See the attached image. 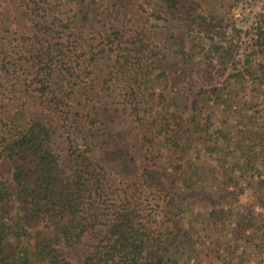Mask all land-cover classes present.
I'll return each mask as SVG.
<instances>
[{"label": "rangeland", "instance_id": "1", "mask_svg": "<svg viewBox=\"0 0 264 264\" xmlns=\"http://www.w3.org/2000/svg\"><path fill=\"white\" fill-rule=\"evenodd\" d=\"M37 119L88 178L72 264L122 218L136 264H264V0H0V144ZM3 218L1 261L47 264L57 227Z\"/></svg>", "mask_w": 264, "mask_h": 264}, {"label": "trees", "instance_id": "2", "mask_svg": "<svg viewBox=\"0 0 264 264\" xmlns=\"http://www.w3.org/2000/svg\"><path fill=\"white\" fill-rule=\"evenodd\" d=\"M49 138L46 124L37 119L12 140L0 144V162L4 160L14 166L12 181H0V219L18 202L35 224L52 222L57 227L56 242L45 249L47 264H72L64 250L56 245L73 247L86 232V224L79 217L82 198L90 194L88 178L84 177L85 170L79 168L72 181L61 174L57 159L47 148ZM122 219L111 231L107 250L96 251V261L89 258L85 264L137 263L132 254L144 245L143 234ZM1 257L0 264H4ZM150 258L146 257L147 264H161L164 255L152 253ZM17 264H28V259L24 257Z\"/></svg>", "mask_w": 264, "mask_h": 264}]
</instances>
